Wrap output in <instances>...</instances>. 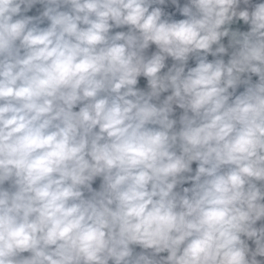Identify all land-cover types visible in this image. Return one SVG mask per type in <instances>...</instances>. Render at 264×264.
<instances>
[{
	"label": "clouds",
	"instance_id": "9594fccd",
	"mask_svg": "<svg viewBox=\"0 0 264 264\" xmlns=\"http://www.w3.org/2000/svg\"><path fill=\"white\" fill-rule=\"evenodd\" d=\"M165 4L0 0V264H262L264 2Z\"/></svg>",
	"mask_w": 264,
	"mask_h": 264
},
{
	"label": "crops",
	"instance_id": "0c3cea01",
	"mask_svg": "<svg viewBox=\"0 0 264 264\" xmlns=\"http://www.w3.org/2000/svg\"><path fill=\"white\" fill-rule=\"evenodd\" d=\"M186 2H187V0H179V4H180L181 7H182V6L184 5V3H186ZM251 2H252V4L254 5L255 3H262V2H264V0H251ZM159 7H162V8L166 11V13H170V14H172V18H174V19H183V18H184V17L181 16L180 13L177 11L176 6L171 4V0H166V4H165V5H160ZM243 7H246V6H244L243 4H241V8H243ZM42 10H43V6L37 4V5H34V6H33V8L28 12V14L33 15V16H34V15H39V13H40ZM249 10H251L250 7H249ZM46 24H47V21H45V24L42 25V26H46ZM232 28H233L234 30H235V29H239V30H241V31H247V30L249 29V26H248V25H245V24L243 23V21H237L236 23H234V24L232 25ZM126 30H127V28L113 29V32H115V31H126ZM151 51H155V46H154V45H153V46L151 47V49L149 50V54H150ZM166 63H167L168 66H171V64L173 63V61L169 58V60H168ZM188 66H189V67H193V63H192L191 59L189 60ZM166 70H167V69H165V71H166ZM146 85H147L146 79H145L144 77H140V78H139V82H138L137 87H139V88H141V89H144V90H147ZM168 94H170V93H164V94H162V96H161V100H163V98H164L166 95H168ZM174 107H175V106H174ZM75 110H78V108L75 109ZM181 114H182V110L179 109V108H176V109H175V115H174V118L178 119L179 116H180ZM178 126H179V125H177V127H178ZM100 182H101L100 179L97 178V179L93 182V188L98 190V189H99ZM190 186H191V182H186V183L183 184L178 190H181L182 187H190ZM5 187H7V184L5 185ZM262 225H264V219L258 221L256 226H257V227H260V226H262ZM248 243H249L250 248L254 250V248H255V244H254V242L249 240ZM140 249H141L142 252H145L146 254H150V252H151V250H144V249H142V248H140ZM25 255H27V254H25ZM166 255H167V253H160V254L157 256V258H159V257H161V256H166ZM257 259L260 260V261L262 262V264H264V257H259V256H258ZM110 264H111V262H110Z\"/></svg>",
	"mask_w": 264,
	"mask_h": 264
},
{
	"label": "built area",
	"instance_id": "2783aa9c",
	"mask_svg": "<svg viewBox=\"0 0 264 264\" xmlns=\"http://www.w3.org/2000/svg\"><path fill=\"white\" fill-rule=\"evenodd\" d=\"M25 14H26V15H30V14H28V13H25ZM227 42H228V38H227V37H226V38H223L222 43H224V44L227 46ZM214 47H215V46H214ZM230 52H231V49H229V54H230ZM223 58L225 59V61H227V59H228L229 57H228L227 55H225ZM208 59H209V60H212V59H215V58L212 57L211 55H209ZM191 61H192V63H193V67H194V66H195V60H194V59H191ZM257 79H258V77L253 76V81H254V82H255ZM243 90H244V86L241 85V86L237 89V94H239V92H241V91H243ZM196 167H197L196 162H193V164H192L193 173H192V174H194ZM184 184H185V183H184ZM181 186H182V185L178 186L177 190H178ZM133 250H134V254H138V253L142 252L141 249H140V247H139L138 245H134V246H133Z\"/></svg>",
	"mask_w": 264,
	"mask_h": 264
}]
</instances>
